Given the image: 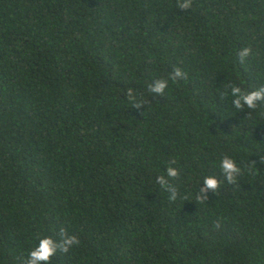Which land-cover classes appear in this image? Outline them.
I'll list each match as a JSON object with an SVG mask.
<instances>
[{
	"label": "trees",
	"instance_id": "obj_1",
	"mask_svg": "<svg viewBox=\"0 0 264 264\" xmlns=\"http://www.w3.org/2000/svg\"><path fill=\"white\" fill-rule=\"evenodd\" d=\"M230 84L264 86V0H0V264L62 228L50 264H264V101Z\"/></svg>",
	"mask_w": 264,
	"mask_h": 264
},
{
	"label": "clouds",
	"instance_id": "obj_2",
	"mask_svg": "<svg viewBox=\"0 0 264 264\" xmlns=\"http://www.w3.org/2000/svg\"><path fill=\"white\" fill-rule=\"evenodd\" d=\"M191 6L192 0H177L178 9L188 10L191 8ZM251 54L252 50L250 47H244L241 49L238 53L240 63L243 64L246 58ZM186 78L187 74L178 67L174 68L173 72L170 74V79L172 81ZM168 84V79H157L148 86V90L157 96H162L165 89L168 87ZM228 89H230V93L228 90H226L221 95L222 97H225L230 94L233 98L232 104L237 110H243L245 107L250 110H255L258 104L264 101V86H260L259 88L252 91H246L238 85L230 84L228 85ZM127 96L129 100L132 101L133 107L140 108L143 106L142 103L136 101L132 89H128ZM248 115H250V113H248ZM259 161L264 162V160H261L260 158ZM172 163L174 164L175 161H172ZM253 163L255 162L253 161ZM220 168L224 180H226L228 184L237 183L238 177L241 174V168L238 166L234 158L225 154L221 158ZM178 175V169L169 166L166 169V175L157 177V183L169 193L168 198L170 201H175L178 197V190L173 184L170 183V179H176ZM220 184L221 181L214 176L205 177L203 180V186L200 187L199 193L196 196V200L201 203L206 202L209 199V192L215 194L220 187ZM214 226L219 228V221H217ZM79 244L80 240L76 235H69L68 232L62 228L60 230L58 239H54L51 236L40 238L38 245L30 251L25 264H50L52 257L57 252L68 253L72 246Z\"/></svg>",
	"mask_w": 264,
	"mask_h": 264
}]
</instances>
